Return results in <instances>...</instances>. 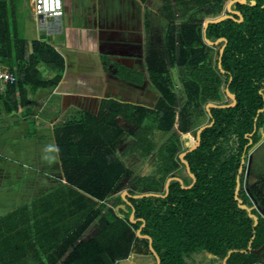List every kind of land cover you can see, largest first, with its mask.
I'll list each match as a JSON object with an SVG mask.
<instances>
[{
    "label": "trees",
    "instance_id": "trees-1",
    "mask_svg": "<svg viewBox=\"0 0 264 264\" xmlns=\"http://www.w3.org/2000/svg\"><path fill=\"white\" fill-rule=\"evenodd\" d=\"M229 1H166L161 11L167 22L163 45L159 51L148 48L146 56L147 76L159 95L155 109L103 100L97 115L78 113L73 120L54 126L62 174L74 191L87 197L89 206L78 218V227L59 239L52 261L57 263L60 252L72 243V252L59 264H118L133 254L155 261L148 240L136 236L142 222L129 221L134 210V219L144 221L140 233L152 239L160 264H191L198 255L207 258L206 253L214 256L212 264H223L229 251L234 252L226 264L262 263L264 216L256 209L264 208V174L249 190L242 185L245 166L240 176L239 199L258 217L256 227L248 213L238 207L235 190L248 135L256 127L252 138L259 139L264 126V111L258 113L264 108V0L234 4L233 10L243 17L240 23L225 20L208 25V40L227 41L221 74L217 65L223 43L208 47L202 29L207 19L226 12ZM16 11L14 0H0V65L8 64L16 77V82L0 94V117L28 106L38 90L53 91L65 73L64 58L48 43L22 36ZM170 65L174 70L168 69ZM226 88L235 95L236 104L210 109L208 117V103H230L225 101ZM178 96L183 99L180 106ZM199 109L206 120L193 127L191 114ZM118 117L126 127L118 124ZM211 120L212 126L200 133V144L184 157L196 177L194 186L186 190L171 181L164 197H130L131 205L125 206L126 211L119 210L123 215L119 218L114 209L125 204L120 186L131 176L124 160L135 157L145 162L151 155L155 157L156 165L149 174L129 181L126 189L130 196L149 192L163 195L165 180L179 177L181 168L185 175L182 181L190 186L193 180L179 159L189 148L182 136L193 130L194 145L197 128ZM126 134L133 140L118 152ZM160 137L164 139L157 144ZM7 239H11L9 235ZM6 244L0 243V264H17L20 249ZM249 247L253 251L249 252Z\"/></svg>",
    "mask_w": 264,
    "mask_h": 264
},
{
    "label": "crops",
    "instance_id": "crops-1",
    "mask_svg": "<svg viewBox=\"0 0 264 264\" xmlns=\"http://www.w3.org/2000/svg\"><path fill=\"white\" fill-rule=\"evenodd\" d=\"M153 2L64 0L65 15L51 21L50 35L38 29L27 38L48 43L64 58L65 73L53 91L38 90L28 106L0 117V243L20 249L17 264L64 260L74 244L65 246L56 263L59 239L78 227L89 206L62 174L54 126L78 113L97 115L103 100L144 105L159 99L146 72ZM165 5L159 16L167 26ZM0 68L9 70L8 64Z\"/></svg>",
    "mask_w": 264,
    "mask_h": 264
},
{
    "label": "rangeland",
    "instance_id": "rangeland-1",
    "mask_svg": "<svg viewBox=\"0 0 264 264\" xmlns=\"http://www.w3.org/2000/svg\"><path fill=\"white\" fill-rule=\"evenodd\" d=\"M153 6H152V14H151V20L153 29L151 33L153 34L152 40L149 43V49L159 51L158 49L154 47H158V43L160 42V39L162 37L163 28L166 24H164L163 20H161L159 16V8H162V6L166 3V0H153ZM14 5H16V12H17V19L19 23V27L22 32V36L28 39H32L35 37L38 27L36 22L33 19V13L31 11V6L29 5V0H16ZM170 67V66H169ZM171 70V67L169 68ZM178 93V91H177ZM178 101L181 103V98L178 96ZM226 102L228 100L225 99ZM178 102V103H179ZM191 120L193 127L197 126L200 123H203L206 120L205 115L202 112V109L196 110L191 114ZM118 124L124 125L123 121L116 120ZM193 130L189 133L182 136V140L184 145H191L193 141ZM164 138H158L157 144H159ZM128 142V141H127ZM250 172L248 176H245L244 179V188H248L252 183H255L257 179H259L260 174H264V141L260 142L250 153ZM124 163L128 170L131 172V176L125 178L121 183V189L123 191H126V187L128 186V183L131 179H133L135 176L138 175H147L149 172L155 167V157L152 155L149 159H147L145 162H142L140 160H137L135 157H129L124 160ZM183 173V171L180 170L179 174ZM122 191V192H123ZM121 192V193H122ZM252 209V208H250ZM97 228H102V225H97ZM36 253V248H32L31 250L27 248H21V251L23 253ZM205 256L208 259H211L207 256V253ZM197 264H202L201 261ZM120 264H154L152 260L148 259L147 257H144L142 255H130L128 258H125L121 260Z\"/></svg>",
    "mask_w": 264,
    "mask_h": 264
},
{
    "label": "water",
    "instance_id": "water-1",
    "mask_svg": "<svg viewBox=\"0 0 264 264\" xmlns=\"http://www.w3.org/2000/svg\"><path fill=\"white\" fill-rule=\"evenodd\" d=\"M247 0H230L227 4H226V12L224 14H222L221 16L214 18V19H207L204 23H203V29H202V35H203V39L204 42L206 43V45L210 48H215L217 46L220 45V43H223L222 47L219 50V56H218V69L220 70L221 74H224V72L221 70V59H222V55L223 52L225 50V47L227 45V41L224 38H219L215 41H210L206 38V30L208 25L210 24H218L221 23L225 20H232L234 22L240 23L243 20L242 15L240 14V12L233 10V5L234 4H246ZM250 5H255L254 1H250ZM234 16H237L239 19H235ZM225 93L228 97V99L231 101V103L229 104H224V105H218V104H214V103H208L205 106V110L208 113V116L211 118V114H210V109H225V108H231L236 104V98L235 95L230 93L229 90L226 88L225 89ZM214 121H210L207 124H202L201 126L198 127V129L196 130V142L194 145H186L189 146V148L183 152L180 153L179 155V159L181 161V163L184 165L186 172L188 174V176H190L193 180V183L190 186H185L183 181L178 177H169L165 180L164 184H163V188H164V194L160 195L157 193H142V194H138V195H134V196H130L129 193L127 191H123L121 193V198L123 200V202L125 203L124 205H118L117 207H115L114 211L117 214V216L119 218H123V215L119 212V210L122 211H126L125 206L128 205L130 206L131 204L128 202V198L132 197L134 199H142V198H147V197H153V198H159V197H164L167 194V190H168V184L171 181H177L179 182L180 185H182L183 189L189 190L191 189L194 184L196 183V177L193 173L190 172V168H189V164L186 160H184V157L186 155V153H188L189 151L195 149L199 144H200V133L207 127L212 126ZM262 140H264V135H262V137L254 143V145L251 147L250 150H252L253 148H255ZM245 163V157H243L242 160V164L241 167L239 169V173L241 174L243 171V165ZM240 188H241V181H240V176L238 175L237 178V186H236V190H235V200L238 202V207L242 210H245L248 213V216L253 220V228L257 226L258 224V217L252 213H250L251 209L249 207H247L246 205H244L242 203V200L239 199V193H240ZM264 216V215H263ZM129 221L130 223L134 224L137 221H141L142 225L140 226V228L136 231V236L143 238V239H147L148 240V247H149V251L152 253V255L154 256L155 260H156V264H160V258L158 256V254L155 252L153 246H152V239L148 236V235H142L140 232L141 229L144 227V221L142 219H134V210H132L130 216H129ZM248 251L251 252L253 251L250 247L248 248ZM234 251H229L227 254V258H225V260L223 261V264H226L227 259L229 258V256L231 255V253ZM207 256L210 258H213L214 256L210 253H207Z\"/></svg>",
    "mask_w": 264,
    "mask_h": 264
},
{
    "label": "built area",
    "instance_id": "built-area-1",
    "mask_svg": "<svg viewBox=\"0 0 264 264\" xmlns=\"http://www.w3.org/2000/svg\"><path fill=\"white\" fill-rule=\"evenodd\" d=\"M29 3L38 29L44 32L46 36L50 35L51 21H60L65 15L64 0H29ZM15 82L14 73L0 68V94L6 92L7 85Z\"/></svg>",
    "mask_w": 264,
    "mask_h": 264
},
{
    "label": "flooded vegetation",
    "instance_id": "flooded-vegetation-1",
    "mask_svg": "<svg viewBox=\"0 0 264 264\" xmlns=\"http://www.w3.org/2000/svg\"><path fill=\"white\" fill-rule=\"evenodd\" d=\"M166 30H167V26H164V28H163V33H162V37H161V39H160V42L158 43V47H154V48H156V49H158V50H160V47H162V45H163V41H164V38H165V33H166ZM170 67H171V70H174V67H172V65H170ZM170 67H168V69L170 68ZM152 86V85H151ZM155 91V90H154ZM156 92V91H155ZM224 92H225V90H224ZM157 93V92H156ZM157 95H158V93H157ZM159 96V95H158ZM181 98V97H180ZM159 100V99H158ZM158 100H156V101H153V103H152V101L151 100H149V101H147V102H145V104L144 105H139L138 103L137 104H130V105H133V106H139V107H143V108H146V109H155V107H156V105H157V103H158ZM226 100H228V102L230 101L229 99H226ZM182 102H183V99H181V103L179 102V106L182 104ZM227 102V103H228ZM230 103H231V101H230ZM215 104V103H214ZM206 106V105H205ZM206 111V110H205ZM264 111V108H262V109H260L259 111H258V113H261V112H263ZM207 113V112H206ZM208 114V113H207ZM209 117V116H208ZM121 119V118H120ZM121 121H123V124L124 125H120V126H122V127H126V123H125V121L124 120H122L121 119ZM201 126V125H200ZM198 129V128H197ZM255 133H256V127L254 128V130H253V132H252V134H249L248 135V137H249V142L247 143V145H246V147L244 148V150L247 152V153H245V155H243V157H245V163H244V165H243V171H244V166H245V171H244V179H245V176H248V174H249V170H250V168H249V164H250V157H249V155H250V153H251V151L254 149H252V150H250L251 149V147L254 145V143L255 142H257L261 137H262V135H264V126H263V129L261 130V131H259V139H257V140H253V138H252V136L253 135H255ZM195 135H196V133H195ZM196 139V138H195ZM132 140H133V137H132V135H130V134H126L125 135V137L121 140V145L119 146V148H118V152H121V151H123L124 149H126V148H128L129 147V145H130V143L132 142ZM128 141V142H127ZM183 141V140H182ZM262 141H264V140H262ZM261 141V142H262ZM249 147V148H248ZM152 156V155H151ZM150 156V157H151ZM149 157V158H150ZM242 157V158H243ZM148 158V159H149ZM246 159H247V161H246ZM141 161V160H140ZM181 162V161H180ZM182 164V163H181ZM242 164V163H241ZM183 165V164H182ZM181 165V166H182ZM184 166V165H183ZM184 169H185V167H184ZM181 171H183V169L181 168L180 169ZM184 171H186V169L184 170ZM242 171V172H243ZM184 173V172H183ZM183 173H181L180 175H179V178L181 179V180H183L182 178H185V175L183 174ZM242 174V173H241ZM241 174L239 173V176H241ZM261 175V174H260ZM259 175V176H260ZM244 179H243V183H244ZM259 180L257 179V181L255 182V183H252L251 185H253V184H257V182H258ZM243 185V184H242ZM250 185V186H251ZM249 186V187H250ZM249 187L247 188L248 190H249ZM243 188H244V185H243ZM246 189V188H245ZM257 211H258V213L259 214H261V211H264V208H261V207H257V209H256ZM195 263H191V264H197V263H199L198 261H201V262H203V264H205V263H207V264H212V260H213V258H211V259H208V258H205L204 256H202V255H198V256H196L195 257ZM120 262H121V260L119 261V263L118 264H120ZM153 263L154 264H156V260L155 261H153Z\"/></svg>",
    "mask_w": 264,
    "mask_h": 264
}]
</instances>
